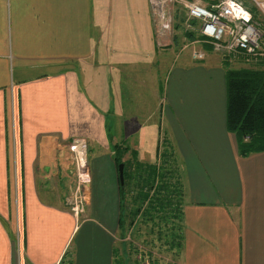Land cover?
I'll use <instances>...</instances> for the list:
<instances>
[{
  "label": "crops",
  "instance_id": "obj_1",
  "mask_svg": "<svg viewBox=\"0 0 264 264\" xmlns=\"http://www.w3.org/2000/svg\"><path fill=\"white\" fill-rule=\"evenodd\" d=\"M149 11L0 0V264H112L118 165L157 163L163 138L184 192L173 264H264V151L239 156L226 129L222 58L158 48ZM73 139L90 177L78 218L65 208Z\"/></svg>",
  "mask_w": 264,
  "mask_h": 264
},
{
  "label": "trees",
  "instance_id": "obj_2",
  "mask_svg": "<svg viewBox=\"0 0 264 264\" xmlns=\"http://www.w3.org/2000/svg\"><path fill=\"white\" fill-rule=\"evenodd\" d=\"M221 58L225 69L226 129L236 138L239 156L264 151V60L243 55ZM160 144L156 164L137 163L135 170L124 169L118 227L125 244L114 246L112 264H173L181 251L183 186L167 140L161 139ZM127 195L130 204L125 202ZM161 254L172 260L163 261Z\"/></svg>",
  "mask_w": 264,
  "mask_h": 264
},
{
  "label": "built area",
  "instance_id": "obj_3",
  "mask_svg": "<svg viewBox=\"0 0 264 264\" xmlns=\"http://www.w3.org/2000/svg\"><path fill=\"white\" fill-rule=\"evenodd\" d=\"M249 3L258 14L246 8ZM153 33L158 48L191 47V60L200 62L206 54L196 45L210 48L223 58L246 56L264 60V0H148ZM74 166L76 185L65 201V208L79 217L86 203L90 182L88 146L83 139L67 144Z\"/></svg>",
  "mask_w": 264,
  "mask_h": 264
},
{
  "label": "rangeland",
  "instance_id": "obj_4",
  "mask_svg": "<svg viewBox=\"0 0 264 264\" xmlns=\"http://www.w3.org/2000/svg\"><path fill=\"white\" fill-rule=\"evenodd\" d=\"M245 8L252 14V15H254L256 18H258V14H257V11L249 4V3H245ZM150 12V11H149ZM150 18H151V16H150ZM151 22H152V20H151ZM236 68H240V67H236ZM162 85H163V82H162ZM155 163V162H154ZM153 163V164H154ZM156 164V163H155ZM125 202L127 203V204H130V197L127 195V196H125ZM127 235H128V233L126 234V236H125V239L124 240H126L127 239ZM137 237H139V234L137 235ZM141 240V238H139L138 239V241H140ZM127 242V241H126ZM115 243H116V245H120V244H125V241L123 242L122 241V239L120 238V234H118L117 236H116V241H115ZM135 243L137 244V245H140L141 246V244L139 243V242H136L135 241ZM161 256V258L163 259V261H165V262H168V261H171L170 260V257H169V255H167V254H161L160 255Z\"/></svg>",
  "mask_w": 264,
  "mask_h": 264
},
{
  "label": "water",
  "instance_id": "obj_5",
  "mask_svg": "<svg viewBox=\"0 0 264 264\" xmlns=\"http://www.w3.org/2000/svg\"><path fill=\"white\" fill-rule=\"evenodd\" d=\"M118 180H119L120 186H122L123 183H124V179H123V165L122 164L118 165Z\"/></svg>",
  "mask_w": 264,
  "mask_h": 264
}]
</instances>
